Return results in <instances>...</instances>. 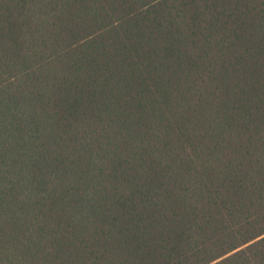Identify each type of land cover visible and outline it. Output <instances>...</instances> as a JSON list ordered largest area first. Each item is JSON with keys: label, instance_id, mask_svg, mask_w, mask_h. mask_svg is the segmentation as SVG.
Here are the masks:
<instances>
[{"label": "trees", "instance_id": "obj_1", "mask_svg": "<svg viewBox=\"0 0 264 264\" xmlns=\"http://www.w3.org/2000/svg\"><path fill=\"white\" fill-rule=\"evenodd\" d=\"M0 264H264V0H0Z\"/></svg>", "mask_w": 264, "mask_h": 264}]
</instances>
